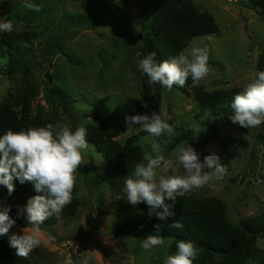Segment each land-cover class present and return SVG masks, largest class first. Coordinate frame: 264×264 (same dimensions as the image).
Listing matches in <instances>:
<instances>
[{
	"label": "rangeland",
	"instance_id": "374dc122",
	"mask_svg": "<svg viewBox=\"0 0 264 264\" xmlns=\"http://www.w3.org/2000/svg\"><path fill=\"white\" fill-rule=\"evenodd\" d=\"M99 1L101 5L98 0H30L43 5L35 12L22 7L24 0H0V22L14 21L13 31L7 34L24 52L20 59L15 58L19 63L10 74V57L5 49L0 52V108L9 107L18 116L50 120L53 125L66 124L72 130L83 125L87 133L100 137L122 128L123 134L114 140L123 145L134 138L142 153L140 163L145 162L146 153H163L190 130L201 162L216 151L228 171L222 180L185 197L194 202L219 200L235 227L243 221L261 224L264 124L249 129L226 124L221 117L201 111L198 101L199 94L234 97L258 71H264L261 8L247 0H191L195 13L209 14L218 28L216 35L197 37L189 44L207 46L211 72L197 87L191 86L189 78L184 88L173 86L169 92L149 84L138 68V61L146 55L144 40L151 31L152 0ZM4 33L0 32V39ZM58 94L69 99L66 108ZM160 109L168 113L172 134L155 137L140 130L138 124L127 132L126 115H151ZM86 139L89 148L73 193L82 209L42 229L40 246L27 258L32 264H66L71 255L75 264H163L173 239L165 238V245L146 251L141 246L145 237L113 235L116 202L127 201L124 182L109 179L101 153ZM176 148L164 155L174 168L165 175L185 174L175 160ZM30 197L19 194L3 205H11L12 213ZM22 229H11L9 234H23ZM0 238L9 242L8 235ZM248 248L244 264H264V236L256 237Z\"/></svg>",
	"mask_w": 264,
	"mask_h": 264
},
{
	"label": "clouds",
	"instance_id": "9594fccd",
	"mask_svg": "<svg viewBox=\"0 0 264 264\" xmlns=\"http://www.w3.org/2000/svg\"><path fill=\"white\" fill-rule=\"evenodd\" d=\"M22 7L40 12L43 5L24 0ZM13 29V20L0 22V32L11 33ZM155 57V52L148 53L138 61V68L142 75L148 77L149 84H160L169 92L174 85L184 88L189 78L192 80L191 86L197 87L211 72L207 46L189 45L177 55L161 62ZM231 108L234 114L229 119L234 125L249 129L264 124V71H258L255 79L234 95ZM168 120V113L160 109L151 115H126L125 124L127 132L138 124L140 130L160 137L174 131ZM86 137L87 130L83 125L72 130L59 122L55 125L48 123L40 127L29 126L19 131L8 129L0 135V185L5 186L11 196L15 190L14 179L20 184L27 181L33 184L37 193L26 204L17 205V216L24 217L28 225L22 229L23 234H9L15 224L9 215L12 206L0 204V237L8 235L9 246L16 250L18 257L27 258L39 247L41 225L54 215L59 217L63 208L72 203L78 169L85 164L84 153L89 148ZM174 156L184 169L183 176L165 175L174 171L173 162L162 153L155 152L146 153L145 162L138 163L134 172L124 180L123 192L128 204L136 207L145 203L149 219L155 215L157 220L165 221L172 215L170 209L177 197L222 180L228 171L216 151L205 155L201 162L200 153L189 143L178 146ZM157 170L162 174L158 175ZM163 226L162 223L155 224L154 233H159ZM168 227L182 228L183 225L181 222H173ZM163 245L164 237L151 234L144 238L141 246L149 251ZM176 248V254L167 256L163 264H193L200 251L191 240H180ZM66 264L74 262L69 258Z\"/></svg>",
	"mask_w": 264,
	"mask_h": 264
},
{
	"label": "trees",
	"instance_id": "16d2710c",
	"mask_svg": "<svg viewBox=\"0 0 264 264\" xmlns=\"http://www.w3.org/2000/svg\"><path fill=\"white\" fill-rule=\"evenodd\" d=\"M250 4L258 6L264 13V0H247ZM98 0V4L101 5ZM152 24L150 35L145 38L142 51L144 54L155 52V59L161 62L177 55L187 47L195 38L214 36L218 28L213 18L206 13L198 15L195 13L191 0H152L151 4ZM30 42V39L25 40ZM5 52L10 57L7 73L14 69L19 63V56H23L21 45L8 36L7 32L1 36L0 52ZM18 57L19 59H15ZM161 89L160 84H155ZM175 88H180L174 85ZM59 102L63 108L68 105L67 96L58 94ZM233 97L226 98L216 94H199L198 101L201 111H209L219 116L226 124H233L229 117L234 114L231 108ZM52 123L50 120L29 118L28 114L18 116L9 107L0 108V135L8 129L19 131L29 126L40 127ZM124 129H113L107 137L95 136L87 133V138L95 149L101 153L105 163L106 173L113 182L123 183L125 178L134 172L135 166L140 163L141 151L135 146L134 138L120 145L114 139L122 135ZM186 142L193 146L192 132L185 130L174 139L162 153L166 155L181 143ZM14 192L8 195L5 186L0 185V203H10L16 195L28 193L34 196L37 193L30 182L20 184L18 180L13 181ZM166 203H172L166 201ZM82 205L74 198L72 203L66 205L60 216L55 215L47 219L41 229L56 225L59 221L71 218L81 211ZM172 215L165 221H159L155 215L149 219L148 206L140 203L136 207L129 205L126 200L119 199L115 205V222L113 235L115 237H146L155 234L164 238L173 239L169 255L177 252L176 244L180 240L194 241L200 249L193 264H244L248 257V247L256 237L264 236V215L262 223L243 221L239 226H233L227 219L226 207L219 200H207L194 202L185 196L177 197L174 206L170 209ZM15 220L11 229L26 227L27 221L24 217H18L17 211L9 213ZM181 222L182 228H170L168 224ZM162 223L164 226L159 233H154V225ZM10 229V230H11ZM71 260L76 263L71 255ZM0 264H32L28 258L18 257L16 250L9 246L5 238H0Z\"/></svg>",
	"mask_w": 264,
	"mask_h": 264
}]
</instances>
